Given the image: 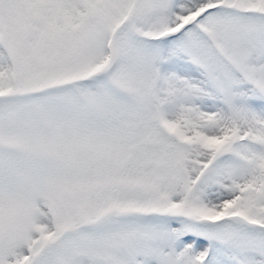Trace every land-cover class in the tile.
Masks as SVG:
<instances>
[{
	"label": "snow or ice",
	"instance_id": "6c2138e0",
	"mask_svg": "<svg viewBox=\"0 0 264 264\" xmlns=\"http://www.w3.org/2000/svg\"><path fill=\"white\" fill-rule=\"evenodd\" d=\"M0 264H264V0H0Z\"/></svg>",
	"mask_w": 264,
	"mask_h": 264
}]
</instances>
